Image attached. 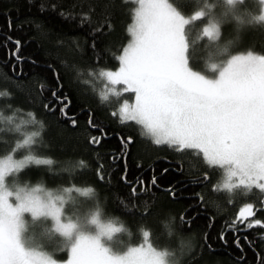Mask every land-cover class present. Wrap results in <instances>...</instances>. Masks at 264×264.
I'll use <instances>...</instances> for the list:
<instances>
[{"label": "trees", "instance_id": "obj_1", "mask_svg": "<svg viewBox=\"0 0 264 264\" xmlns=\"http://www.w3.org/2000/svg\"><path fill=\"white\" fill-rule=\"evenodd\" d=\"M171 2L185 14L204 5V0ZM135 6L131 0H0V156L38 129L28 115L33 113L43 122L37 151L56 163L51 168H26L18 175L20 182L54 190L93 187L90 197L78 198L81 211L89 212L98 201L104 218L123 224L134 244L141 242L142 228L151 230L153 244L169 248L177 264H264V227H246L248 222L264 221V193L253 189L230 202L227 192L215 190L224 180L222 169L208 167L191 151L177 153L166 145H155L141 135L140 126L121 123L118 115H112L116 98L101 101L106 83L98 75H89V70L118 67L117 57L130 39L128 27ZM224 7L217 5L214 12ZM236 7L242 10L245 23L223 25L214 46L199 39L206 19L190 29L194 70L209 73L211 62L248 50L264 54V23L247 22L260 13L258 0ZM83 14L91 22L82 24ZM101 23L103 28L94 31ZM53 91L67 97L65 111L67 117L75 118V126L61 114L63 104L52 97ZM45 103L55 110L45 109ZM90 117L95 127L89 124ZM100 129L105 133L101 142L91 143L92 137L101 136ZM133 187L136 196L131 195ZM245 203L254 204L255 215L238 223ZM165 223L171 225V236ZM46 228L39 225L36 230L45 235ZM66 255L67 251H61L57 257Z\"/></svg>", "mask_w": 264, "mask_h": 264}, {"label": "snow or ice", "instance_id": "obj_2", "mask_svg": "<svg viewBox=\"0 0 264 264\" xmlns=\"http://www.w3.org/2000/svg\"><path fill=\"white\" fill-rule=\"evenodd\" d=\"M131 2L136 5L128 27L131 39L117 57L119 67L89 70V75L106 81L101 101L109 102L111 97L119 101L124 94H133L134 99H125L112 115H118L121 123L140 126L141 135L157 146L166 145L177 153L191 151L208 167L222 169L224 180L215 190L227 192L230 202L247 196L253 189L264 193V54L248 50L230 55L211 62L209 73L194 70L190 64V29L206 19L199 39H206V46H214L222 36L223 25L245 23L242 10L236 7L245 0H216L215 4L204 0L203 7L192 14L183 13L171 0ZM258 3L260 14L252 16L248 23H264V0ZM217 5H224V10L214 12ZM85 22H91L88 14L82 15L81 23ZM103 26L101 23L94 31ZM52 97L63 104L61 114L75 126V118L67 117L65 111L68 105L63 102L67 97H59L55 91ZM44 107L55 110L47 103ZM28 115L38 129L0 156V264H177L169 248L153 244L149 229H141L139 244L116 246V234L128 230L116 218L105 219L98 201L87 213L69 211V205L75 209L76 202L67 194L76 191L90 197L95 193L93 187L54 190L42 184L21 185L14 179L26 168H51L56 163L37 151L43 122L37 121L33 113ZM89 124L95 127L91 117ZM100 132L101 136L92 137L91 143L101 142L105 133L103 129ZM127 143H131V138ZM20 151L25 154L18 158L16 153ZM80 164L86 166L84 161ZM152 184H156L155 177ZM131 195H137V188H132ZM254 215V204L245 203L236 221L244 223ZM26 216L31 217L33 224L51 223L50 231L63 240L60 250L67 251L66 261H58L53 253L33 242ZM246 227H264V221L248 222ZM164 228L171 236V225L165 223ZM236 243L240 247L239 237Z\"/></svg>", "mask_w": 264, "mask_h": 264}, {"label": "rangeland", "instance_id": "obj_3", "mask_svg": "<svg viewBox=\"0 0 264 264\" xmlns=\"http://www.w3.org/2000/svg\"><path fill=\"white\" fill-rule=\"evenodd\" d=\"M248 1H251V0H248ZM260 8H261V5H260ZM130 39H131V37H130ZM130 39H129V41H130ZM129 41L126 43V45L129 43ZM118 67H119V65H118ZM118 67H116L114 69H111V70H116ZM105 83H106V81H105ZM105 90H106V84H104V86H103V92ZM111 98L114 99L115 97H111ZM125 99H128L129 101H131L132 99H134L133 94L126 93L123 96H121V98H120L119 101L116 100L117 101V106H116L117 109L122 105V103H123V101ZM17 157L19 158L21 156H17ZM17 178L18 177H15L14 179L18 180ZM11 179L12 178H10V181L9 182H11ZM223 179H224V177H223ZM18 182L21 185L24 184V183L20 182L19 180H18ZM45 188H47V187H45ZM47 189H51V188H47ZM81 190H83V189H81ZM67 195H69L76 202L75 209L73 208V206L71 204L69 205V211H73V210H77L78 209L81 213H86L85 211H81L80 205L78 204V198L82 196L79 192H76L75 191V193H68ZM26 219L29 221V232H28V235L33 239V242L35 244H37V245L43 246L47 251L53 253L54 254V258L57 259L58 261H60V262L66 261L68 259V253H67L66 257L63 258V259H60V258L57 257V255L61 252L60 249L62 248L61 245L63 243V240H62V238L59 235H57V234H55V233H53V232L50 231L51 223L50 222H46V223L38 222V223L33 224L31 222V217L30 216H26ZM254 221H251V222H254ZM47 223H49V225H47ZM39 225L40 226H44V228H45V226H47L46 230L48 231V233L44 235L41 231H39V230L37 231L36 228ZM36 231H37V233H36ZM129 233L130 232H124V233L116 234V236L114 238V244L116 246H120L122 244L131 243L130 242V238H132L133 236H132L131 233H130L131 235H129ZM131 244H134V243H131Z\"/></svg>", "mask_w": 264, "mask_h": 264}]
</instances>
